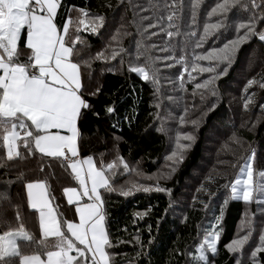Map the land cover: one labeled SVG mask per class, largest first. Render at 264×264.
Here are the masks:
<instances>
[{
	"label": "trees",
	"instance_id": "1",
	"mask_svg": "<svg viewBox=\"0 0 264 264\" xmlns=\"http://www.w3.org/2000/svg\"><path fill=\"white\" fill-rule=\"evenodd\" d=\"M221 2L199 0L196 5V0H176L172 8V0H61L55 19L59 28L68 17L73 21L103 17L96 33L83 26L77 33L75 25L69 31V39L79 35L82 40L73 59L90 65L81 67L82 95L90 107L78 122L80 156L93 157L98 168L122 158L128 169L120 164L112 186L127 190L136 183L153 189L129 196L101 190L112 244L107 249L110 264H203L193 257L214 230L219 234L217 251H207V264H264V251L257 252L255 260L252 256L264 236L258 232L264 230V202H259L264 193L255 191L252 201L245 202L233 199L228 186L250 157L254 188L264 183L259 176L264 171V42L251 36L237 47L231 63L194 60L195 55L243 36L247 29H240V24H254L257 33L264 32V0H255L258 7L252 0H240L226 13L212 15V8ZM82 11L88 16L83 17ZM221 22L219 29H210L203 47L196 48L205 26ZM168 31L175 35L169 37ZM25 38L22 34L21 61L29 54ZM114 49L117 55L112 59ZM101 52L108 59H95ZM181 57L185 63H176ZM193 64L217 71L192 72ZM130 67L156 69V82L144 81ZM185 67L195 79L189 78ZM225 68L226 74L212 80ZM205 80H212L207 88L195 87ZM250 80L256 83L248 87ZM213 128L223 134L214 143L208 139ZM171 129L178 132L168 144ZM183 131L193 139L179 138ZM179 140L188 145H177ZM221 142L227 151L221 150ZM19 152L9 160L6 148L0 146V234L23 224L39 241V217L29 206L27 183L44 182L58 218L70 222L76 219V205L68 204L63 190L79 185L62 159L35 150L30 154L23 146ZM173 153L176 158L169 159ZM226 154L228 159L223 158ZM201 170L203 179L195 173ZM191 178L201 183L193 192L187 190ZM157 187L165 191H155ZM244 236L248 240L241 248L229 250ZM17 243L23 254L43 251L36 242L18 239Z\"/></svg>",
	"mask_w": 264,
	"mask_h": 264
},
{
	"label": "snow or ice",
	"instance_id": "2",
	"mask_svg": "<svg viewBox=\"0 0 264 264\" xmlns=\"http://www.w3.org/2000/svg\"><path fill=\"white\" fill-rule=\"evenodd\" d=\"M239 2L240 0H222L212 8L211 14L222 15ZM252 2L254 7H258L255 0ZM198 4L199 0H196V5ZM175 5L176 0H172L171 7L175 8ZM60 6L61 0H0V146L7 149L9 160L20 155L21 146L30 154L35 150L45 156L62 159L79 185V190L76 187L63 190L68 204L76 205L75 212L79 222L58 218L44 182L27 183L30 207L39 212L41 239L35 241V237L24 229L23 224L17 230L4 231L0 234V264H110L111 256L107 249L111 248L112 244L106 230L101 189L118 191L123 196L132 195L133 191L153 190L136 183H132L127 190L124 187L116 189L111 184L118 167L116 163L108 164L106 168H98L93 157L80 158L78 122L82 111L90 107L82 95L81 67L90 65L73 59L77 54L76 45L82 43V40L79 35L69 39V31L70 26L75 25L74 30L77 33L82 30L81 26L84 31L96 33L103 25V17L87 21H73L68 17L62 28H58L55 18ZM165 6L168 7L167 3ZM81 15L88 16L83 11ZM174 15L175 12H172L167 16V20L173 21ZM168 26L173 27L171 23ZM220 27L222 22L205 26L204 36L200 37L196 48L203 47V41L210 29ZM239 28L247 29L243 36L225 43L219 49L195 55L194 60L231 63V57L237 47L251 36H256L264 42V32L257 33L254 24H240ZM22 34H26L25 48L29 50L24 61L19 59ZM167 35L172 37L175 33L168 31ZM190 35L195 36L196 33L192 32ZM116 55L117 51L114 49L111 58L115 59ZM95 59L105 60L108 57L101 52ZM176 63L184 64V58L181 57ZM171 66L174 65H169ZM129 70L138 73L144 81L156 82L157 70L154 68L130 67ZM195 71L213 73L217 69L193 64L192 72ZM184 72H188L187 67ZM226 72L227 68L218 73L217 77H212V80ZM188 76L195 79L191 72H188ZM179 78L183 86V73ZM212 80L197 83L195 87L207 88ZM254 83L256 82L250 80L248 87ZM261 87H264V84H261ZM107 111L111 113L113 109L108 108ZM184 139L192 140L193 137L185 136ZM176 156L177 154L173 153L169 159H175ZM251 160L252 157L240 169V174L234 182L228 185L233 199L250 202L254 191L264 193V183H256L254 188ZM119 163L124 169H128L122 158ZM259 176L264 177V171H261ZM154 190L165 191L159 187ZM84 198H87L88 202L81 203ZM18 239L36 242L43 251L31 255L23 254L17 243ZM218 239V233H209L196 249L199 255L193 258L207 264L206 250L214 254L217 251ZM247 240L248 237L244 236L233 241L229 250L237 251ZM260 240L262 246L252 253L254 260L257 252L264 251V236H261Z\"/></svg>",
	"mask_w": 264,
	"mask_h": 264
},
{
	"label": "rangeland",
	"instance_id": "3",
	"mask_svg": "<svg viewBox=\"0 0 264 264\" xmlns=\"http://www.w3.org/2000/svg\"><path fill=\"white\" fill-rule=\"evenodd\" d=\"M179 100H177V101H174V103H177ZM169 120H171V119H169ZM190 125H187V127H189ZM174 132L176 133V132H178V130L177 131H175L174 129H171L170 131H169V134H170V136H169V138H170V140H169V142H168V144H171V142L174 140V137H172L173 136V134H174ZM179 132H180V130H179ZM212 134V135H211ZM223 134H220V133H218L217 132V130H216V128H213L212 130H211V132H210V134H209V136L210 137H208V139L210 140V141H213L212 143H214V140H217V139H219V136H222ZM185 136H188L184 131L182 132V136L180 137L179 136V138H181V139H184V137ZM224 142V141H223ZM223 142H221V144H219V146H220V148H221V150H226L227 148V146H225L224 144H223ZM212 143L210 144V145H212ZM179 144H183V145H188L187 143H184L183 141H178V143H177V145H179ZM210 145H209V147H210ZM174 151H178L176 148H174ZM227 151V150H226ZM215 151H213L212 153H214ZM206 154L208 155V156H210V152L208 153V151H206ZM216 157V158H215ZM80 158H81V156H80ZM217 158H219L218 156H217V151L215 152V154L213 155V160H217ZM224 159L225 158H229V156H228V154H226V155H224V157H223ZM126 162V161H125ZM249 162V159H248V161L246 162V163H248ZM246 163H244V165L242 166V167H244L245 166V164ZM251 163H252V160H251ZM97 164V163H96ZM117 165H118V167L116 168V170L115 171H119L120 170V163L118 162V163H116ZM173 164V163H172ZM229 164H230V162H229ZM227 165V164H226ZM225 165V166H226ZM225 166H223V167H225ZM253 166V165H252ZM202 167V166H201ZM200 167V168H201ZM228 167H229V165H228ZM241 169V168H240ZM203 170H201V171H197V172H195L196 173V176L198 175L201 179H203L204 177H203V173H201ZM116 174V173H115ZM240 174V170H239V173H238V175ZM194 177H195V174H194ZM193 177V178H194ZM193 178H191V179H189L190 181H188V182H190V185H188L187 186V190L188 191H190V192H193V191H195L196 189H199V186H201V183H197V180H192ZM253 184H254V168H253ZM254 194H255V191H254ZM253 194V195H254ZM237 200H240V199H237ZM243 201V200H242ZM212 232H216V233H218L216 230H214V231H212ZM212 232H210V233H212ZM258 232H260L261 234H264V230H262V229H260L259 228V230H258ZM204 242V241H203ZM202 242V243H203ZM218 242V241H217ZM217 242H216V244H217ZM108 251V250H107ZM247 254V253H246ZM206 255H207V250H206Z\"/></svg>",
	"mask_w": 264,
	"mask_h": 264
},
{
	"label": "crops",
	"instance_id": "4",
	"mask_svg": "<svg viewBox=\"0 0 264 264\" xmlns=\"http://www.w3.org/2000/svg\"><path fill=\"white\" fill-rule=\"evenodd\" d=\"M56 19V18H55ZM56 22V21H55ZM58 26V25H57ZM59 28V27H58ZM79 141V140H78ZM78 147H79V145H78ZM6 151H7V149H6ZM79 156H80V152H79ZM96 163V162H95ZM96 166H97V164H96ZM86 167V166H85ZM98 167V166H97ZM115 173H118V171H115L114 172V175H113V177L115 176ZM107 174V173H106ZM78 190H79V186H78V188H77ZM102 190V189H101ZM27 192H28V190H27ZM66 199H67V197H66ZM84 199H87V198H84ZM83 199V200H84ZM83 200L81 201V203H84L83 202ZM28 202H29V199H28ZM29 206H30V203H29ZM34 211H36L37 212V214H38V217H39V212L37 211V210H35V209H33ZM54 210V209H53ZM54 213L57 215V213H56V211L54 210ZM58 216V215H57ZM71 222H75V223H78L79 222V217H78V214L76 213V219L75 220H73V221H71ZM106 224V223H105ZM106 230H107V228H106ZM82 247V246H81ZM73 255H75L74 253H72Z\"/></svg>",
	"mask_w": 264,
	"mask_h": 264
}]
</instances>
